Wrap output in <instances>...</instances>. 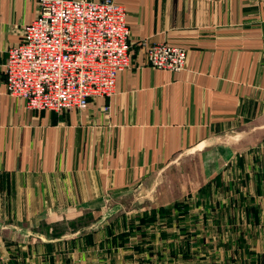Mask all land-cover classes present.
Wrapping results in <instances>:
<instances>
[{
  "label": "crops",
  "instance_id": "crops-1",
  "mask_svg": "<svg viewBox=\"0 0 264 264\" xmlns=\"http://www.w3.org/2000/svg\"><path fill=\"white\" fill-rule=\"evenodd\" d=\"M115 1L131 67L113 95L53 111L6 84L38 0H0V264H264V0ZM145 40L186 48L185 68L148 64ZM173 168L194 198L159 188L153 208L189 205L190 235L181 216H105ZM82 212L99 214L73 230Z\"/></svg>",
  "mask_w": 264,
  "mask_h": 264
},
{
  "label": "built area",
  "instance_id": "built-area-1",
  "mask_svg": "<svg viewBox=\"0 0 264 264\" xmlns=\"http://www.w3.org/2000/svg\"><path fill=\"white\" fill-rule=\"evenodd\" d=\"M126 16L115 0H38L22 43L8 50V93L29 109L53 111L83 109L91 97L113 95L118 73L132 64ZM144 44L151 66L185 68L186 48Z\"/></svg>",
  "mask_w": 264,
  "mask_h": 264
},
{
  "label": "rangeland",
  "instance_id": "rangeland-1",
  "mask_svg": "<svg viewBox=\"0 0 264 264\" xmlns=\"http://www.w3.org/2000/svg\"><path fill=\"white\" fill-rule=\"evenodd\" d=\"M262 132H260L261 135ZM257 134L254 133L252 135V137L250 138L252 142L249 143H254L257 140ZM260 138V137H258ZM250 141V140H249ZM181 164H179L180 167ZM201 166L199 165V162L197 161V169H200ZM180 174L176 171V168H173L172 170H170V172H166V173H162V175H160L155 181H152V183L150 185H148V187H144L142 189H138L134 192H132L131 194H129L126 198V201L123 202L122 206H116L114 208L109 209V211L107 212L105 209V216H110V215H115L116 212H118V214L116 215H123V216H130V215H146L149 213V210L154 209L153 207L156 205L155 200H156V194H157V189L160 188L162 193V196L165 197H174L177 196L178 194H185L184 197L182 196V199L184 198L187 201H191L192 198H194L192 196V193L190 192V183H192V179H193V175H190L188 177H185L184 175H181V170L179 169ZM183 173V172H182ZM168 174V175H167ZM184 179L186 181H184ZM183 182H185V184H183ZM170 185L169 186V190H166V193L163 191V189H166V186L164 184ZM159 186V187H158ZM168 189V188H167ZM184 189V190H182ZM184 191V192H182ZM187 191H189V194ZM188 197V198H187ZM156 207V206H155ZM173 207V205H169L168 204V208ZM158 208V207H157ZM107 212V213H106ZM191 211H189L188 213H176L175 210H173V212H169L167 214L168 218L170 220H174L176 222L177 216H181V218L179 219H186L184 221L185 225L181 231H183V233L186 235H190L191 233V229L196 226V222L197 220L192 221L191 219ZM99 214V213H98ZM98 214H91L89 212H82L80 214H75V221L73 222L72 225H70L71 228H73V230H76L79 227H85L88 226L91 222L92 217H98ZM174 222V223H175ZM195 223V224H194ZM65 226H60L59 231H65L68 230L69 227L66 226V229L64 228ZM200 227L202 228L203 226L200 225ZM58 232V231H57Z\"/></svg>",
  "mask_w": 264,
  "mask_h": 264
},
{
  "label": "trees",
  "instance_id": "trees-1",
  "mask_svg": "<svg viewBox=\"0 0 264 264\" xmlns=\"http://www.w3.org/2000/svg\"><path fill=\"white\" fill-rule=\"evenodd\" d=\"M173 210L179 211V213L185 214V213L189 212L190 207H189V205L184 204L183 202H175L173 207H170V208H168V207L167 208L166 207H160L158 211H156L155 209H152L150 211V213H148V214H146V215L141 217L142 218L141 222L143 220L147 219V218H145L146 216H148V218H150L151 220H154L157 217L158 214L162 213V214L167 215L169 212H173ZM157 212H158V214H157Z\"/></svg>",
  "mask_w": 264,
  "mask_h": 264
}]
</instances>
